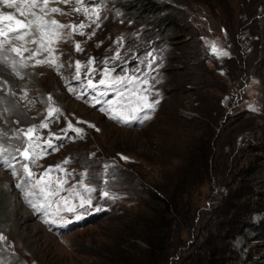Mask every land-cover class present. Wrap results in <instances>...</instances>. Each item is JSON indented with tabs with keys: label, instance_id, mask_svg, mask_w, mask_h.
<instances>
[{
	"label": "rangeland",
	"instance_id": "374dc122",
	"mask_svg": "<svg viewBox=\"0 0 264 264\" xmlns=\"http://www.w3.org/2000/svg\"><path fill=\"white\" fill-rule=\"evenodd\" d=\"M30 6L0 41L29 66L0 97V198L18 208L0 264H145V218L168 236L150 264H264V0ZM195 144L205 173L185 168ZM179 180L187 206L163 214L150 192Z\"/></svg>",
	"mask_w": 264,
	"mask_h": 264
},
{
	"label": "trees",
	"instance_id": "16d2710c",
	"mask_svg": "<svg viewBox=\"0 0 264 264\" xmlns=\"http://www.w3.org/2000/svg\"><path fill=\"white\" fill-rule=\"evenodd\" d=\"M145 9H148V7H151L152 9H157V6L155 3L151 1H146L144 2ZM165 21H170V19L167 17V15L164 16ZM202 143V142H201ZM201 144L197 145L195 144L194 146L191 147V149H188L189 152L186 153V158L184 160L185 168L187 169V173L190 172L188 171V167H192L194 163L196 162V159L200 158V161L203 160V165L201 166L203 168V171L205 173L206 171V159L208 156L207 148L203 146V148H199ZM194 172V171H193ZM158 188L160 187L161 193L163 198L159 197L155 193L150 192V195L152 196L153 200L158 202L163 210V214L168 213L169 211H173L177 214H180L181 210L179 209L180 206L186 207L185 205L186 202H182V199L184 198V195L189 194V191L191 189V185L183 183L181 180L175 183V186L173 188L167 189V187L163 186H157ZM183 204H182V203ZM143 223L148 226L149 230L151 232H146L142 231V234H139V239L142 240L145 243L146 249L143 251L146 253V263L145 264H150V260L154 258V256L159 253L162 250V245L165 244L166 239H168L167 236V231L166 229H159V226L157 225L158 223L156 220L152 219H144ZM161 225V224H159ZM158 226V227H157Z\"/></svg>",
	"mask_w": 264,
	"mask_h": 264
},
{
	"label": "bare ground",
	"instance_id": "6f19581e",
	"mask_svg": "<svg viewBox=\"0 0 264 264\" xmlns=\"http://www.w3.org/2000/svg\"><path fill=\"white\" fill-rule=\"evenodd\" d=\"M13 3V2H12ZM13 5H14V3H13ZM18 3L15 5V6H13V7H11L10 9H14V11H15V8H17L18 6ZM53 5V4H52ZM34 6V5H33ZM35 9V8H34ZM25 12V11H24ZM36 11H32V12H29L30 13V15H27V14H21V16H19V17H17L15 20H14V22H16V21H19V20H22V21H26V20H29L30 18V16H33L34 17V13H35ZM39 14V13H38ZM20 15V14H19ZM14 18H15V16H14ZM38 18V17H37ZM32 22V21H31ZM27 23V22H26ZM29 23V22H28ZM16 24V23H15ZM27 25V24H26ZM29 25H31V24H29ZM35 26L37 25V23H35L34 24ZM40 26V25H39ZM35 32V31H34ZM34 32L32 31L31 32V30H30V35L31 36H37L36 34H34ZM28 34V33H27ZM31 36H29V37H31ZM26 37H27V35H26ZM25 37V38H26ZM29 37L27 38V39H29ZM26 39V40H27ZM11 40V39H10ZM20 40V39H19ZM23 40V39H22ZM37 40V39H36ZM12 41H13V39H12ZM15 41V40H14ZM24 41V40H23ZM21 42V41H20ZM23 43V42H22ZM15 44H17L16 43V41L15 42H9L7 45L8 46H6V47H3L1 50H0V65H3L4 66V68H0V97H2V96H5V92H7V91H11L12 89L10 88V86L13 84L12 82H15V75H17L18 73H20V72H25V70H27V68L29 67L28 66V62H21V60L20 59H14L12 56H13V54H11V52H10V49H9V47H12V46H16ZM31 44V43H30ZM1 45V44H0ZM4 45V44H3ZM17 47V46H16ZM36 49V48H35ZM34 49V50H35ZM36 51V50H35ZM39 55V54H38ZM5 57H7V60L5 59ZM9 63H12V66L11 67H9V66H7ZM30 64V63H29ZM25 65V67L26 68H24L23 66ZM30 66H31V64H30ZM28 72V71H27ZM14 85V84H13ZM6 97V96H5ZM4 97V98H5ZM4 100V99H3ZM11 103V102H10ZM10 109V108H9ZM18 110V109H17ZM12 112H13V110H12ZM14 112H16V111H14ZM13 112V113H14ZM20 119V118H19ZM7 153H10L9 151H6V154ZM8 155V154H7ZM2 164V163H1ZM3 166H4V163H3ZM5 187V186H4ZM2 189V188H1ZM0 189V190H1ZM1 192V191H0ZM6 195V194H5ZM5 195H3L1 198H0V217H6L7 218V220H8V222H10V220L11 219H13L14 218V216H15V213H16V211H17V207L16 206H14V203H13V205L11 206V205H8V201H10L11 199L9 198V197H7V195L5 196ZM12 204V203H11ZM36 230H38L37 228H35ZM17 234H18V237L20 236V237H22L23 239H24V233L23 232H19V231H17ZM26 241V240H25Z\"/></svg>",
	"mask_w": 264,
	"mask_h": 264
},
{
	"label": "snow or ice",
	"instance_id": "6c2138e0",
	"mask_svg": "<svg viewBox=\"0 0 264 264\" xmlns=\"http://www.w3.org/2000/svg\"><path fill=\"white\" fill-rule=\"evenodd\" d=\"M47 2H48V0H45V3H47ZM3 3L5 4L6 7H9V8H11V7L13 6V4L9 2V0H3ZM51 11H52V12H59V9L53 8V9H51ZM2 20L12 21V20H13V17H12V16H3V17H0V21H2ZM15 23H16L17 25H19L20 27H24V26H25V25H21L19 21H16ZM53 23H56V22L53 21ZM60 27H63V26L61 25ZM72 27H73V29L75 30V27H76V26H72ZM79 27L83 28L84 25L81 24V25H79ZM12 31H16V29H12ZM0 35H6V33H5V31H4L3 28H0ZM81 35H83V33H81ZM15 38L19 39V38H21V37H20V36H16ZM76 49H77V51H81V50H82V49H80L79 44L76 45ZM212 50H213L214 52L216 51V47H215V45H212ZM13 51H16V52L19 54V50H18V49H13ZM222 54L226 55V53H222ZM93 62H94V61L91 60V59L88 61L89 64H92ZM37 63L39 64V63H43V62H42V61H38ZM76 64H77V76H79L80 62L77 61ZM100 83H101V84H104L105 81H104V80H101ZM89 86H92V82H91V80H89ZM50 99H51V97H50ZM157 103H158V101H157ZM147 107H148V108H154V105H153V104H148ZM56 111H58V109H57ZM50 114H51V112H50ZM113 118H115V117H113ZM147 118H148V117H145V119H147ZM42 126H46V125H42ZM89 126H92V125H89ZM28 131H29V133H31V132L33 131V129H29ZM23 155L25 156V159H28V156H27V153H26V152L23 153ZM121 159H127V158L122 156ZM67 162H68V161L66 160L65 163H67ZM24 171H25L26 173H28L29 176H31V173L29 172L27 166H25ZM37 183L39 184L40 182L38 181ZM62 183H63V182H62ZM41 190L43 191V189H41ZM85 191H86V192H91L92 189H90V188H86ZM86 206H91V201H90V200H84V199H82V200H81V203L79 204V207L83 209V208H86ZM68 210H69V211H75L74 208H69ZM76 218H77V219H80L81 217H80L79 215H77ZM0 239H3V238L0 237Z\"/></svg>",
	"mask_w": 264,
	"mask_h": 264
}]
</instances>
